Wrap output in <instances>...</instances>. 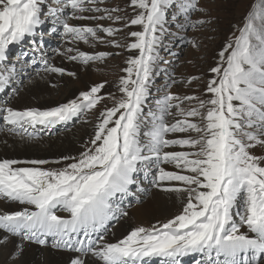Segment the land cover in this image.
Instances as JSON below:
<instances>
[{"label": "snow or ice", "instance_id": "1", "mask_svg": "<svg viewBox=\"0 0 264 264\" xmlns=\"http://www.w3.org/2000/svg\"><path fill=\"white\" fill-rule=\"evenodd\" d=\"M101 3L0 0V93L15 86L28 64L25 59L17 68L8 56L10 46L31 38L32 54L42 51L39 29L48 20L62 27L68 43L93 46L105 42L98 33L111 38L133 25L142 28L129 33L134 42L107 41L116 48L138 50L139 55L128 58L122 69L126 75L117 84L122 95L109 97L115 103L100 114L79 157H64L69 162L58 168L45 167L49 161L42 159L0 160V199L23 205L19 210H0V245L13 244L8 264H17L25 241L48 246L49 238L52 248L77 254L70 264H145L153 257L161 264H182L188 256L195 264H264V155L252 151L264 150V0H252L240 22L232 26L215 66L209 69L214 76L205 85L206 99L167 94L157 101L155 111L147 113L145 102L160 59L161 35L175 36L166 33L164 25L215 32L219 14L232 12L237 0H130L135 13L130 19L118 14L123 11L119 6L101 8ZM69 19L124 23L121 28L92 27L71 24ZM186 42L197 50L201 47L196 39ZM59 54L85 67L114 55L73 47ZM22 56L31 58L27 52ZM41 59L46 72L65 74L64 68ZM196 79L190 77L187 83ZM106 83L92 85L76 99L50 109L6 107L2 119L11 126L9 132L31 137L30 128H54L95 108L104 99L100 93ZM185 101L197 103L185 109ZM169 115L179 118L169 123L165 120ZM197 117L199 122L190 119ZM191 132L197 135L169 136ZM177 146L187 150H174ZM22 163L27 166H18ZM141 172L145 178L151 175L154 188L181 198V210L166 222L137 226L123 239L108 242L104 234L109 222L128 215L121 204L135 195L132 186L146 192L138 187ZM16 237L19 243L12 239Z\"/></svg>", "mask_w": 264, "mask_h": 264}, {"label": "rangeland", "instance_id": "2", "mask_svg": "<svg viewBox=\"0 0 264 264\" xmlns=\"http://www.w3.org/2000/svg\"><path fill=\"white\" fill-rule=\"evenodd\" d=\"M251 2L252 0H237V4L232 12L227 14L220 13V20L218 24L214 25V27L217 29L215 32H212L210 28H204L199 31L195 29L180 30L172 24L164 25L166 33H175V36L169 34L161 35V43L157 48L160 59L159 61H157L156 65L153 68V71L156 73V75H154L150 81V94L145 102V113H147L148 111H155L157 107V101L163 99V97L167 94H174L180 97L189 95L199 96L202 99L207 98L205 94V85L207 81L214 76V74L211 73L209 69L210 67L215 66V63L218 60L217 53L225 42V40L229 38L232 26L240 22L243 14L247 10L248 4ZM99 6L101 8L119 6L121 9H123V11L118 14L121 16H126L129 19L132 18L135 14L133 12V8L130 6V0H103V3H101ZM217 14L218 13H213V15ZM85 15H100V13H86ZM168 18L170 19V14ZM192 18L195 19V14ZM69 23L75 25L78 23L81 25L92 27H95L97 24H100L106 27L112 26L116 28H121L124 22L121 21L120 23L114 24L112 21L107 19H69ZM54 27L57 29L56 32L52 31ZM141 30L142 28L139 25H133L128 28H124L123 31L116 33L114 37L111 38H108L104 33H98L99 36L105 38L104 43L96 42L93 46V44L91 43L86 44L83 41H79L73 44L64 41V37L62 35L63 29L61 26H59L52 20H48L39 29V34H42V38L40 39V47L42 51H38L34 55L32 54V50L35 45L32 43L31 38L26 39L20 45L10 46L8 56L11 62L15 64L17 68L21 67V64L25 59H28V62H30L29 66H26L24 69L25 79H30L31 76L38 73V70L40 69L42 70V72L45 71L44 63L41 57L43 56V58L46 59L48 63L52 64L53 60H50V56L55 57V53L57 51L55 49L58 47V49H63L67 45L71 44L79 50L88 53H97L100 51L114 53V55L106 57L104 61L90 63L87 67L77 61L79 64V68L75 73L76 75H64V77H61L62 79L59 82L54 84L55 86H52L53 90L55 91L51 93V99L57 103L56 105L63 104V102H69L72 99H76L80 94L79 92L86 91V89H84L83 87V79L85 76H87V71L91 69L92 73L96 74V77H93L94 79L92 80L93 85L107 81L105 87L101 90L100 93L104 97V99L101 100V102L95 108L90 111L82 112L79 116L73 117L71 120L64 124H58L54 128L46 129L42 126L37 125L34 129H29V132L33 133L31 137L27 134H25L24 137H28L36 141L39 140L38 138L41 139L42 137H45V139H50L51 137L62 134L63 132L67 131L66 133L71 134L74 131L76 137L83 138L86 136L85 130L92 132L95 129V125L99 122L100 114L105 110V108L113 107L115 103V100L109 97L112 96L115 97V99H119L122 95L118 91L117 84L119 81V77L121 75H126L122 72V69L127 67L126 62L128 58L130 56L139 55L138 50H128L126 47L123 46L116 48L111 46L107 41L108 39H115L116 41L120 42L121 45H125L134 42V38H131L129 36V33L131 31ZM158 35H160V33H158ZM177 37H184L185 39L180 40L177 39ZM210 37L212 38L210 39ZM192 39H196L201 44V47L198 50L195 49L190 43L186 42L187 40ZM26 52L30 54V59L28 57L22 56V53ZM115 53H118V55H116ZM32 60H35L36 63L33 64ZM193 76H196L199 79L193 80L191 84H188L187 80ZM170 77L176 79L177 83H171ZM72 88H76L78 90V94L76 96H73V98H69L70 90ZM17 89H19V91H17ZM19 92V86H9V88L5 92L0 93V104L6 105L10 103L12 97L17 96ZM45 96L47 97L50 95H48V93L42 95V97ZM66 99L68 101H66ZM196 103V101H185L182 104V107L187 109L195 106ZM172 111L175 112V109H173ZM176 118L179 117L174 118L173 116L169 115L165 117V120L169 123H172L175 121ZM190 119H192L194 122H199V117ZM10 127L11 126L6 125L2 117H0V128L9 129ZM1 131L2 130L0 129V134ZM8 133L12 136H21L18 134H13L9 131ZM189 135L194 137L197 134L195 132L169 134L171 138H186ZM6 147H8V144L6 145ZM174 150L187 149H183L177 146ZM165 167L167 170L168 168H172L171 165H167ZM153 171H155V168H153ZM138 179L140 181L138 187L145 188L146 192H140L137 190V186H132V191L135 192V195L127 197L123 200L121 204V207L125 211L129 208H133L135 204L145 202L148 197H151L149 195H152L150 194L152 188H149V186L152 185L151 175L145 178L144 173L141 172L138 174ZM141 184L143 186H141ZM159 197L161 196L158 193V205L163 206L162 203H159ZM121 217L123 216H120L118 219L110 221L109 224L115 221L117 222L119 219H121ZM49 243H51V239H49ZM157 259L160 258H146L145 264H150L152 261ZM182 264H195V260L191 256L183 257Z\"/></svg>", "mask_w": 264, "mask_h": 264}, {"label": "bare ground", "instance_id": "3", "mask_svg": "<svg viewBox=\"0 0 264 264\" xmlns=\"http://www.w3.org/2000/svg\"><path fill=\"white\" fill-rule=\"evenodd\" d=\"M76 25L81 24L77 23ZM63 39L66 41L65 37ZM68 47L76 48L71 44L63 49H58V47L55 49L57 50L55 57L50 56V60H53V62L52 64H49L64 68L66 70L64 75H67V72L76 73L79 68L77 61L68 60L65 56L59 54ZM29 63L30 62H28L27 66H29ZM64 75L46 71L42 72L40 69L38 70V73L32 75L30 79H25L23 72V75H21L15 83L16 86L20 87V92L17 96L12 97L10 103L6 105L0 104V117L4 114L3 109L6 107H12L16 110H24L26 108L45 110L58 106L56 105L57 103L51 99V93L55 91L52 86L59 82ZM93 77L95 78L96 74L92 73V70L89 69L87 71V76L83 79L84 89L87 90L93 85ZM21 81H23L22 84L20 83ZM46 93L50 96L42 97V95ZM77 94L78 90L72 88L70 90L69 98H73V96H76ZM66 101L68 100L66 99ZM0 129L2 130L0 134V160L15 159L21 162H27L42 159L49 161V164L45 167L54 168L60 167L64 163L69 162L64 161V157H79L80 153L85 150V146L88 145V141L92 138L94 133V130L92 132L85 130L86 136L78 138L74 131L71 134L66 133V131L62 134L51 137L50 139L42 137L41 139L38 138L39 140L34 141V139L24 137V135L20 137L9 135L8 128ZM7 144L8 147H6ZM252 151L256 155H264V150H261L260 148L253 149ZM57 161H61L62 163L58 164L56 163ZM18 166L27 165L22 163ZM170 169L172 170V168H168V170ZM142 184L141 186H143ZM149 188H152L150 194H152L153 197L152 195H149L151 197H148L145 202L135 204L133 208L127 209V216L121 217L117 222L110 223L108 231L104 234V239L106 241L115 243L126 237L137 226L151 227L152 225L166 222L181 210V198H178L175 194L165 195L166 193L160 189L153 188L152 185H150ZM158 193L161 196L159 197V203H162L163 206L158 205ZM22 207L23 205H20L18 202L0 199V210L13 211L19 210ZM58 214L64 216L68 215L67 213L62 212ZM2 235L3 233L0 231V236ZM12 239L19 243L18 237ZM50 245L51 243H49L48 246H41L35 242L25 241L23 254L18 258L17 264H70L71 258L77 255L66 249L52 248ZM12 251L13 244L11 242H9L6 247L0 245V264H8L10 260L9 253ZM154 263L159 264L161 263V260H154L150 264Z\"/></svg>", "mask_w": 264, "mask_h": 264}]
</instances>
